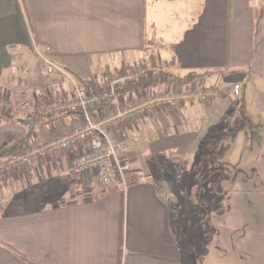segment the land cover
<instances>
[{
  "label": "crops",
  "instance_id": "obj_1",
  "mask_svg": "<svg viewBox=\"0 0 264 264\" xmlns=\"http://www.w3.org/2000/svg\"><path fill=\"white\" fill-rule=\"evenodd\" d=\"M145 1L0 0V96L17 89L18 80L11 87L10 71L16 65L25 69L32 47L49 48L54 64L100 89L113 77L97 74L126 67L130 57L137 65L146 55L175 78L201 76L191 84L207 95L204 102L186 99L174 110L156 109L112 130L113 138L119 133L132 142L122 157L134 176L125 190L100 189L87 201L44 204L46 193L61 189L59 199L80 183L66 153L1 176L0 264H183L175 239L180 209L173 183L191 177L198 153L202 174L209 170L216 184V197L206 193L204 200L248 199L240 203L242 210L255 205L252 199H264L263 131L241 123V109L248 111L249 124L255 112L264 120V0H200V11L190 12L184 25L174 14L179 35L168 47L153 50L145 35ZM235 83L241 84L237 98L231 94ZM68 97L56 90L47 96L49 103ZM53 115L47 133L39 134L37 123L32 136L47 139L78 120L69 113ZM6 133L23 139L28 127L0 121V147ZM9 198L13 202H6ZM215 203L216 210L221 203Z\"/></svg>",
  "mask_w": 264,
  "mask_h": 264
},
{
  "label": "rangeland",
  "instance_id": "obj_2",
  "mask_svg": "<svg viewBox=\"0 0 264 264\" xmlns=\"http://www.w3.org/2000/svg\"><path fill=\"white\" fill-rule=\"evenodd\" d=\"M145 6V35L151 44L149 45L150 48L153 50L156 46L168 47V42L176 39L179 35V31H176L175 28L174 14L178 16L177 23L184 25L185 19L189 20L190 18V12L198 14L201 9V2L200 0H146ZM46 57L49 59L48 55ZM143 59L141 61H147V56L145 55ZM134 61L135 57H130L128 65H125L126 67L104 73L105 76L101 75L102 73L97 75L99 78H106L110 74L113 78H116L121 76L119 74L121 69L138 63ZM117 62H120V60H116ZM115 67L117 66L114 65L113 68ZM16 68V74L12 72V69L10 71L11 87L17 80L18 87L16 90L7 88L1 93L0 101H3V103L0 107L11 109L16 112L17 117H24L28 114V112L19 111L15 108L23 101L33 104L40 95L53 96L55 90L57 92L65 91L67 97L73 93L72 86L66 79L55 77V75L43 77L41 75V60L34 55L31 56V60L25 69L21 70L19 65H16ZM108 68H111V66ZM159 69L162 68L159 67ZM163 70L165 71V69ZM55 80H57V83H55ZM6 102L8 105L5 104ZM239 103L237 102V105H240ZM247 112L241 109L242 127L262 129L261 134H263V137L260 138L263 139L264 120H260L259 115L255 112L252 114L254 119H252L250 125L245 119L248 116ZM260 143L264 144V141H260ZM198 155L200 156L199 153L196 155V161L189 169L191 177L177 178L173 183L179 195L178 206L180 209H177L178 215L180 214L179 217L174 219L175 239L182 250L183 264H234L235 261L239 262L240 260L242 264H264V199H252L251 202L256 206L251 205L250 208L247 206L242 210H240V203L246 205L249 202L248 199L235 200V203L231 200L222 203L211 198L207 201L204 200L202 197L206 193L209 196L215 195L213 192L216 190V184H212L213 178L210 177L211 172L209 170L206 174H202L204 169L201 167ZM78 179L80 183L77 184L75 181L71 191L65 190V195L62 198L58 199L57 194L61 193V189H58L56 192L46 193L42 202L44 204L83 202L92 199L95 193L101 189L100 185L89 177L84 179L78 177ZM230 192L228 193L229 198L232 193ZM41 195L42 193L39 196ZM19 196L23 198L22 194ZM12 200V198H9L6 202ZM215 202L221 203L220 207L216 209L218 212L212 208L215 206ZM206 203H208L210 209H207ZM236 203L237 206H235ZM199 222H202V224Z\"/></svg>",
  "mask_w": 264,
  "mask_h": 264
},
{
  "label": "built area",
  "instance_id": "obj_3",
  "mask_svg": "<svg viewBox=\"0 0 264 264\" xmlns=\"http://www.w3.org/2000/svg\"><path fill=\"white\" fill-rule=\"evenodd\" d=\"M31 51L41 60L43 77L55 75L66 79L73 90L70 97L51 100L47 107L38 108L36 116L45 119L53 114L69 113L76 115L78 120L65 132H53L47 139L32 136L27 147L0 161V177L16 172L34 161L66 153L69 154V166L74 175L83 179L91 178L104 192L111 189L125 190L128 179L122 157L131 149L132 142L128 136L119 133L113 138L112 130L141 118L144 113H151L156 109L174 110L186 99L204 102L207 97L197 85L190 84L188 87L166 86L163 91L155 93L144 91L137 98L128 99L119 94L129 79L128 74L117 76L105 87L94 91L86 84L77 82L68 72L48 59L46 56L49 48L42 51L32 47ZM12 72L16 74L17 68L12 67ZM240 92V83L231 86L234 97L237 98ZM2 103L0 101V106ZM5 104L8 105L7 102ZM15 108L28 113L34 111L28 101L19 103ZM76 145H79V149L73 151Z\"/></svg>",
  "mask_w": 264,
  "mask_h": 264
},
{
  "label": "trees",
  "instance_id": "obj_4",
  "mask_svg": "<svg viewBox=\"0 0 264 264\" xmlns=\"http://www.w3.org/2000/svg\"><path fill=\"white\" fill-rule=\"evenodd\" d=\"M145 62H142L138 65H134L128 68H123L119 71V74H121V76L122 74H126V73L129 75V79L126 82V85L119 91L120 95L124 96L128 93L137 92L139 90L150 91L162 85H169V86L184 85L185 87H188L195 79L201 77V76L190 75L185 77L184 79H178L175 78L172 74L159 69V67L155 65L153 60L149 59V61H145ZM111 77L113 76L109 74L108 78ZM73 78L79 83L86 84L94 91L100 90V87H98L93 80H89L88 82H86L79 80L75 76H73ZM48 105H49L48 98L46 94H43L37 99V101H35L32 104L34 109L33 113H28L24 117H17L16 112H13L11 109H3L2 107H0V121L19 123V120L31 119L34 121L35 125L37 123L39 124L40 127L39 134L47 133L46 127L48 126L49 123H51V119L53 118L54 115H51L50 117L45 119H40L36 116L35 111L40 107H47ZM91 113H93V110H91ZM33 131L34 128L32 132L26 135L23 139H18L9 133H6L4 135L5 143L3 146L0 147V161L6 159L13 153L23 150L25 147H27L29 140L32 137ZM40 137L43 138V136ZM133 177H134L133 175L127 174L128 185L133 184L134 181ZM114 191L116 190L111 189L108 191V193ZM167 201H170V197L167 199Z\"/></svg>",
  "mask_w": 264,
  "mask_h": 264
},
{
  "label": "water",
  "instance_id": "obj_5",
  "mask_svg": "<svg viewBox=\"0 0 264 264\" xmlns=\"http://www.w3.org/2000/svg\"><path fill=\"white\" fill-rule=\"evenodd\" d=\"M19 123L21 125L28 127V133L27 134H30L32 132L34 124H35L33 120H19Z\"/></svg>",
  "mask_w": 264,
  "mask_h": 264
}]
</instances>
